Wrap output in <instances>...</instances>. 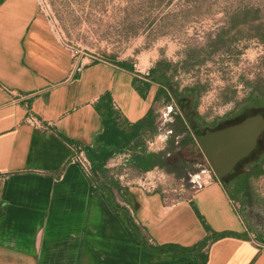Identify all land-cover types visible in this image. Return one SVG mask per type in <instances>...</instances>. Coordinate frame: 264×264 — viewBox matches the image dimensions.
Listing matches in <instances>:
<instances>
[{
	"label": "crops",
	"instance_id": "0c3cea01",
	"mask_svg": "<svg viewBox=\"0 0 264 264\" xmlns=\"http://www.w3.org/2000/svg\"><path fill=\"white\" fill-rule=\"evenodd\" d=\"M71 59L36 0L0 1V264H264L223 180L179 197L130 184L110 198L93 183L67 140L90 145L102 130L101 93L131 122L152 93L135 89L146 71L126 59L90 54L79 70ZM204 224L230 233L195 259L182 248Z\"/></svg>",
	"mask_w": 264,
	"mask_h": 264
},
{
	"label": "rangeland",
	"instance_id": "374dc122",
	"mask_svg": "<svg viewBox=\"0 0 264 264\" xmlns=\"http://www.w3.org/2000/svg\"><path fill=\"white\" fill-rule=\"evenodd\" d=\"M41 3V10L63 44L97 57L126 59L146 72L156 60L169 63L167 72L172 86L179 93L193 87L192 112L205 122L236 110L249 92L264 93V0ZM157 86V82L151 81L147 89L152 98ZM172 86H166L170 102L152 99L157 132L144 141L148 150L165 151L163 164L136 170L126 163L127 155L119 157L116 152L105 165L108 182L116 180L123 188L127 177H138L145 171L161 173V183L154 188L166 189L179 197L215 178L196 142L179 145L183 132L175 123V115L188 127L192 121L176 106ZM204 131L196 128L192 132ZM158 133L160 137L156 136ZM261 162L264 166V154ZM120 173L122 176L118 177ZM248 185L249 195L242 205L237 202V207L253 235L264 236V172L250 176Z\"/></svg>",
	"mask_w": 264,
	"mask_h": 264
},
{
	"label": "trees",
	"instance_id": "16d2710c",
	"mask_svg": "<svg viewBox=\"0 0 264 264\" xmlns=\"http://www.w3.org/2000/svg\"><path fill=\"white\" fill-rule=\"evenodd\" d=\"M108 58L113 59L112 56H108ZM116 63L132 67L131 65H127L124 60H117ZM169 67V63L165 62L162 64V60H156L155 63L147 69V76L145 75V77H148L149 79L135 76L132 78L131 82L142 96L149 88L151 81L157 82L158 86L156 87L152 99L155 100L161 98L163 102H170L169 90L166 87L173 85L167 72ZM172 87L173 93H175L176 88L174 86ZM187 88L193 91V87ZM252 100L264 102V93L259 91L257 95H253L252 92H249L243 104H248ZM94 107L101 114L103 128L100 132L95 134L93 142L90 145H85L72 140L67 141L72 146L82 149L89 163L87 172L89 177L93 183H97L99 187L104 189L111 198L112 190L115 189L118 191L120 188L116 180L108 182L105 176V172L107 170L105 165L114 153L118 151L126 152V163L129 166L136 170H147L154 165L163 164V152L165 151H153L145 148V138H150L157 132V112L152 102L145 113L132 122L124 119H118L119 112L115 107H113L108 91L99 95L97 100L94 102ZM236 110H233L230 113H233ZM212 122L213 121L205 122L203 120V123L205 124H211ZM175 123L183 132L178 141L179 145L182 146L187 143L193 144L195 142L193 136L190 134L188 127L179 115H175ZM261 163V160L257 162L248 161L246 164V168L248 170L227 182V191L229 192L231 198L236 200L238 204L242 205L245 203L249 195V177L257 176L264 172V166H262ZM204 226L207 233L196 243L182 248L184 252L192 254L195 259L196 256H201V249L209 241L221 235L230 233L226 230H211L206 224H204ZM254 237L257 240L264 241V236L260 234H255Z\"/></svg>",
	"mask_w": 264,
	"mask_h": 264
},
{
	"label": "water",
	"instance_id": "95a60500",
	"mask_svg": "<svg viewBox=\"0 0 264 264\" xmlns=\"http://www.w3.org/2000/svg\"><path fill=\"white\" fill-rule=\"evenodd\" d=\"M183 113L186 108L181 109ZM264 127V118L250 115L240 121L205 130L192 136L215 178L222 183V176L245 156L254 146L256 136Z\"/></svg>",
	"mask_w": 264,
	"mask_h": 264
},
{
	"label": "flooded vegetation",
	"instance_id": "af4514ba",
	"mask_svg": "<svg viewBox=\"0 0 264 264\" xmlns=\"http://www.w3.org/2000/svg\"><path fill=\"white\" fill-rule=\"evenodd\" d=\"M175 102L176 106L180 107L181 109L186 108V116L187 119L191 120L190 126L188 130L192 135V131H196L198 129H214L226 123H230L233 121H237L246 117L248 115L259 114L264 118V102L259 100H252L248 104H243L237 108V110L233 113H229L228 115L219 116L216 119H212L213 121L211 124L203 123V120L200 119L193 110V93L190 89H187L181 93L175 92ZM185 122V121H184ZM193 123V124H192ZM264 154V128L262 132L258 135L255 146L251 149V151L245 155L244 157L240 158L234 166L222 176V180L224 185H227V182L231 179H234L236 176H239L248 169L246 168V164L248 161L250 162H257L262 159ZM227 188V186H226Z\"/></svg>",
	"mask_w": 264,
	"mask_h": 264
},
{
	"label": "built area",
	"instance_id": "2783aa9c",
	"mask_svg": "<svg viewBox=\"0 0 264 264\" xmlns=\"http://www.w3.org/2000/svg\"><path fill=\"white\" fill-rule=\"evenodd\" d=\"M37 4L39 6L40 9H42L41 7V2L42 0H36ZM70 51L71 53V69L72 70H79L82 66V64L85 62L83 61V59L87 56H89L90 54L87 53H83L82 51H79L78 49L72 48L71 46L64 44ZM28 120L32 121L34 123H38V121L33 117V116H28ZM157 137H160V134L158 133L156 135ZM71 150H72V155H71V159L74 160L75 162H77L78 164H80L87 172H88V160L85 156V154L83 153L82 149L80 148H76L74 146H71ZM121 154L123 155H127L126 152L121 151V153L117 152V155ZM121 155H119V157H121ZM123 174L126 175V172H124ZM160 174L161 173H157V174H149V171H145L139 175H137L138 177H127L124 181V185H130V184H135L138 185L139 187H141L142 189L145 190H151L154 189V187H156L157 183H161L160 182ZM122 174L120 173L118 175V177H121Z\"/></svg>",
	"mask_w": 264,
	"mask_h": 264
}]
</instances>
